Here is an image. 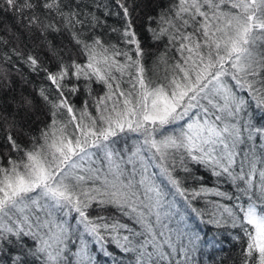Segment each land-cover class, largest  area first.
Listing matches in <instances>:
<instances>
[{
    "label": "snow or ice",
    "instance_id": "obj_1",
    "mask_svg": "<svg viewBox=\"0 0 264 264\" xmlns=\"http://www.w3.org/2000/svg\"><path fill=\"white\" fill-rule=\"evenodd\" d=\"M93 7L0 0L27 28L67 33L79 57L51 49L50 68L13 49L45 83L0 116V252L18 250L12 264H98L96 251L204 264L223 243L199 227L212 225L237 230L234 264H264V0H172L148 18L162 42L151 65L128 0L103 5L120 27ZM38 107L47 119L25 140Z\"/></svg>",
    "mask_w": 264,
    "mask_h": 264
},
{
    "label": "trees",
    "instance_id": "obj_2",
    "mask_svg": "<svg viewBox=\"0 0 264 264\" xmlns=\"http://www.w3.org/2000/svg\"><path fill=\"white\" fill-rule=\"evenodd\" d=\"M101 5L100 9L91 8L97 16H101V20L106 21L105 27L113 26L120 27L123 20L115 15L103 16V5L105 3L111 5L112 0H96ZM131 5L129 11L132 18V23L138 32L143 47L145 48L146 61L149 65L152 64L157 54L162 51V42L153 41L151 33L148 29V18L155 17L161 11L167 8L172 3V0H128ZM116 9H113L115 11ZM27 21L18 19L11 11H4L0 9V81L3 80L5 74L7 80L0 83V116L16 115L19 111L18 102L23 95H30L37 97V91L45 81L42 79L43 74L37 76L33 73L27 64L23 63L22 57H17L13 53V49L22 51L23 53L36 56L39 60L44 62L48 67L55 68L57 57L51 52V49H56L60 56L65 60L71 58L79 59L76 55V50L70 41L67 33H49L42 35L35 28L25 27ZM97 32L103 33L104 28L100 26L96 29ZM109 35H115L109 31ZM161 45V46H158ZM11 56V60L7 57ZM83 90L75 97L77 104L83 99ZM37 104L39 100L37 98ZM260 113H256V118H259ZM47 117L44 110L37 108L24 115L25 129L19 130L23 139H27L24 135L25 131H32L37 126L42 127ZM17 123H20L18 118ZM3 144L2 135H0V145ZM0 151H3L0 148ZM184 175L183 173H179ZM199 174H204L201 169ZM193 185L192 181L188 182ZM194 186V185H193ZM209 186H214L213 183ZM227 187V185H225ZM224 203H228L224 201ZM202 232L206 233L209 239L216 237L218 241H222L216 248L204 249L206 255L204 256V264H234V260L238 258L239 244L233 240V235L237 231L228 226L214 228L212 225H200ZM8 247L17 248L16 245H9ZM114 252L118 250L112 248ZM19 255L18 250L8 252V248L4 252H0V257H3L5 264H12L16 256ZM98 264H113V260L104 256L99 251L94 253Z\"/></svg>",
    "mask_w": 264,
    "mask_h": 264
}]
</instances>
